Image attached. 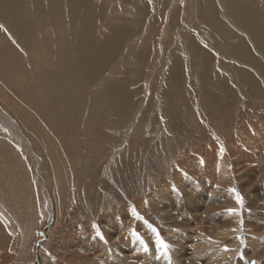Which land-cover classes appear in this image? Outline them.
Listing matches in <instances>:
<instances>
[{"label": "rangeland", "instance_id": "1", "mask_svg": "<svg viewBox=\"0 0 264 264\" xmlns=\"http://www.w3.org/2000/svg\"><path fill=\"white\" fill-rule=\"evenodd\" d=\"M68 1L70 17L52 27L51 37L26 50L18 44L17 56L0 50V264H78L72 249L81 260L101 255L102 264L108 251V264H123L132 258L128 221L138 236L155 229L164 237L160 218L169 213L184 221L174 232L187 235L174 262L224 264L198 258L194 246L200 228L210 225L198 221L204 203L222 192L218 205L232 189L242 214L225 264H264V0ZM76 24L77 34L89 29L90 44H98L85 54L95 67L101 56L110 58L104 69L85 74L88 83L72 97L65 95L68 80L82 63L71 34ZM6 34L4 41L16 45ZM105 44L114 46L103 53ZM41 86L60 89L51 91V103ZM16 132L30 140L40 169ZM220 171L231 176L218 191ZM183 210L191 222L182 220ZM93 230L104 234L99 239L109 234L107 243L96 246ZM116 245L124 246L110 252Z\"/></svg>", "mask_w": 264, "mask_h": 264}, {"label": "bare ground", "instance_id": "2", "mask_svg": "<svg viewBox=\"0 0 264 264\" xmlns=\"http://www.w3.org/2000/svg\"><path fill=\"white\" fill-rule=\"evenodd\" d=\"M83 9V8H82ZM81 9V10H82ZM80 10V11H81ZM99 10V9H98ZM83 11V10H82ZM97 11V10H96ZM69 12H70V7H69V1L68 0H0V24H1V20L5 23L4 25H2L3 27H0V41L2 42V46L0 45V50H1V53L3 56L6 57L7 54L13 56V55H18L17 52H18V48L21 46L23 49L25 48L28 49L31 47V44L35 42V40H37L38 38H47L48 36L51 37V29L52 27L54 26H58L59 27L61 26L62 27V24H61V20L62 18L64 19V21H67V18L70 17L69 15ZM79 13V12H78ZM84 13V11H83ZM90 13H92L90 11ZM32 15V19L28 18L30 17V15ZM71 14V13H70ZM91 15V14H90ZM84 14H82V12L79 13V17H83ZM98 17V16H96ZM98 19V18H97ZM94 20V19H93ZM70 21V19H68V22ZM56 22V23H55ZM79 25V24H78ZM76 24L75 26V29H74V32L71 33L73 36H74V40L77 47L82 50V52H80L82 57H81V62L79 64V68H80V72L79 74L77 75L75 70H78L77 68H74V74H75V77L74 78H70L68 80V83L69 84H72L70 86L69 89H67V92L65 93V95L69 92L72 97H73V94L76 95L77 93V88L81 87V84H84L86 85L85 83H83V80L87 77L85 74L89 73L88 71L90 72H94L96 70H99V69H104L105 68V65L108 61V59L110 58L109 57V54L107 53V55L104 57L101 56L100 58H102L100 60V63L98 65V68L95 67L94 65V61L91 60V59H88L90 58L88 55V58L87 56H85L86 52H89L90 51V48H92V51L95 49V47H97L98 44H90L91 43V39H92V35H91V30L89 29H86V31H84L83 34H81L80 32V35L77 34V26ZM85 28V27H84ZM91 28V27H90ZM93 28V26H92ZM94 29V28H93ZM6 31H8L9 33H7ZM94 31V30H93ZM118 31V30H117ZM7 34H6V33ZM63 33V32H62ZM4 34H6V36L8 37V35L11 34V37L12 38H15L16 39V45H14L12 43V41H4V37H2ZM95 34V33H94ZM66 35H68V33H66ZM91 35V38L90 40L89 37ZM63 36V35H61ZM10 38V37H8ZM78 38V39H77ZM95 38V37H94ZM79 39H82V41H79ZM11 40V39H10ZM18 42V43H17ZM84 43V44H83ZM20 46H19V45ZM62 44V43H61ZM104 44V43H102ZM100 45V44H99ZM18 46V48H17ZM107 46V47H105ZM104 48H106L104 52H106L107 50H109L110 48H113L114 45H107L105 44ZM57 47V46H56ZM70 47V46H68ZM73 47V46H72ZM71 47V48H72ZM76 48V46H75ZM73 48V49H75ZM83 48V49H81ZM32 49V48H31ZM101 49V48H100ZM33 50V49H32ZM64 50V48H63ZM68 50V49H67ZM70 50V49H69ZM72 50V49H71ZM79 50V51H80ZM31 51V50H30ZM97 51V50H96ZM101 51V50H100ZM58 52V51H57ZM71 52V51H70ZM75 52V51H74ZM73 52V53H74ZM19 53V52H18ZM26 53V52H25ZM76 53V52H75ZM91 53V52H89ZM96 53V52H95ZM94 53V55H95ZM101 53V52H100ZM65 54V53H64ZM63 54V55H64ZM97 54V53H96ZM115 54V53H114ZM93 55V56H94ZM29 56V54L27 55ZM72 56V55H71ZM70 56V57H71ZM99 56V55H98ZM8 57V56H7ZM61 57V55H60ZM75 57V56H74ZM10 58V57H9ZM59 58V57H58ZM67 58V57H65ZM76 58V57H75ZM80 58V57H79ZM99 58V59H100ZM2 59V58H0ZM12 59V58H11ZM95 60V58H92ZM15 60V58H14ZM21 60V59H20ZM46 60V59H45ZM64 60V59H62ZM74 60V59H73ZM78 60V58H77ZM6 61V60H5ZM96 61V60H95ZM11 62V61H10ZM60 63V61H58ZM65 62V60L63 61ZM71 62V61H70ZM14 63V62H13ZM23 63V61L21 62ZM26 64L27 67H29L28 63L24 62ZM23 63V64H24ZM69 63V62H67ZM72 63V62H71ZM9 64V63H8ZM61 64H62V61H61ZM15 65V64H14ZM34 65V64H33ZM58 65V64H57ZM64 65V64H63ZM67 65V64H66ZM69 65V64H68ZM31 67H33L32 65H30ZM70 66V65H69ZM75 66H77V63L75 64ZM97 66V65H96ZM11 68V67H10ZM15 68V67H14ZM57 69V66L54 67V69ZM61 68V66H60ZM59 68V69H60ZM72 68V67H71ZM58 69V71H56L57 73L60 72ZM62 69V68H61ZM10 70V69H9ZM68 70H71L70 68ZM67 70V71H68ZM8 71V70H6ZM35 71V70H34ZM34 71H31V75H34ZM64 71V70H63ZM66 71V70H65ZM64 71V72H65ZM72 71V70H71ZM70 71V72H71ZM20 72V71H18ZM39 72V71H38ZM17 73V71H16ZM23 73V72H21ZM61 73V72H60ZM72 73V72H71ZM99 73V72H98ZM37 74V71L35 73L34 76H36ZM59 74V73H58ZM73 74V75H74ZM100 74V73H99ZM28 75V74H27ZM61 75V74H59ZM72 75V76H73ZM41 77H43V79L45 78L44 76L45 75H38ZM38 76L36 78H38ZM64 76V74H63ZM71 76V75H70ZM28 77V76H27ZM49 77V76H48ZM62 77V76H61ZM59 76V79L61 78ZM35 78V77H34ZM33 78V79H34ZM38 78V79H40ZM47 78V76H46ZM64 78V77H63ZM32 79V78H31ZM37 79V81H38ZM42 79V78H41ZM52 79V78H51ZM57 79V78H56ZM91 79V78H90ZM22 80V79H21ZM24 80V79H23ZM35 80V79H34ZM57 80V81H58ZM43 81V80H42ZM88 81V80H87ZM96 81V80H95ZM36 82V80H35ZM41 81H39V84H40ZM37 83V82H36ZM44 83V82H43ZM55 83V82H54ZM57 83V82H56ZM95 83V82H94ZM98 83V82H97ZM27 84V83H26ZM45 84L46 81H45ZM61 87H63L62 84H65V82H63L62 84L58 83ZM36 85V84H35ZM48 85V84H47ZM46 85V86H47ZM52 85V83H51ZM50 85V86H51ZM55 86V84H53ZM89 85V84H88ZM93 84H91L92 86ZM96 85V84H94ZM93 85V86H94ZM52 86V87H54ZM58 86V85H56ZM45 86H41L40 88H44ZM51 87V89H53ZM56 91L59 92V90L56 89V87L54 88ZM76 92H75V90ZM19 90V89H18ZM16 91V90H15ZM14 90L12 93H16ZM21 91V90H20ZM33 91V90H32ZM41 91V90H39ZM53 90H50L49 88H44L42 90V93L43 95L45 96V98H47L48 101H50L49 103H51V94L54 92H51ZM55 91V92H56ZM91 91V90H90ZM54 92V93H55ZM73 92V93H72ZM75 92V93H74ZM93 93V92H92ZM18 97H21L18 93H16ZM41 94V93H40ZM58 94V93H57ZM15 95V94H14ZM54 95V94H53ZM42 96V95H41ZM62 97V93L60 95ZM94 96V95H93ZM28 97V96H27ZM53 98L55 96H52ZM59 97V96H58ZM39 98V96H38ZM52 98V99H53ZM65 96L62 98L64 99ZM95 98V97H94ZM30 99V98H29ZM35 99V98H33ZM57 99V98H55ZM54 99V100H55ZM26 102L27 100L24 99ZM7 101V100H6ZM33 101V100H32ZM36 101V100H35ZM39 100H37L38 102ZM57 101V100H55ZM89 103V102H88ZM34 104V103H33ZM38 106H40L41 104L37 103ZM47 105V104H46ZM43 106V107H46ZM35 106V105H33ZM41 106V107H42ZM48 106V105H47ZM58 106V104H57ZM34 108V107H33ZM39 108V107H38ZM48 108V107H47ZM88 108V107H87ZM35 109V108H34ZM40 109V108H39ZM124 108L121 107V111L123 110ZM33 110V109H32ZM37 110V109H36ZM40 114L41 112L39 110H37ZM37 112V113H38ZM44 112V111H43ZM36 113V112H35ZM36 113V114H37ZM39 114V115H40ZM62 114V112H61ZM22 115V114H21ZM41 116V119L44 120V117H43V114L40 115ZM46 121V120H45ZM18 138L23 141L24 144H26V147L28 145V147L30 148V152L31 153V156L34 158V160L36 161V165L39 167L40 169V158L37 157L36 154L33 153L32 149H31V142L29 139H27L21 132H16ZM48 157V156H47ZM210 157V156H209ZM213 159V158H212ZM210 161V160H209ZM215 164V163H214ZM224 168V167H223ZM225 169V168H224ZM75 171V170H74ZM219 172V171H218ZM221 172V171H220ZM228 172V171H227ZM224 171V175L221 173L220 176L218 174V177H217V182L220 184V187L217 189L218 191H220V189L223 188V185L224 184V181L225 182H229L228 180V177L227 176H231L230 173H227ZM205 173V172H204ZM217 176V175H216ZM89 178V177H88ZM228 180V181H226ZM215 182V181H214ZM39 183L40 185L44 188L45 190V187H44V183H43V179H42V176L40 174V180H39ZM216 184V183H215ZM218 184V185H219ZM228 185L231 187V184L228 183ZM217 188V186H216ZM215 188V189H216ZM229 188V187H228ZM88 189V188H87ZM92 189V188H91ZM226 189V188H225ZM216 191V190H215ZM214 191V192H215ZM46 192V191H45ZM177 192V191H176ZM165 193V192H164ZM222 192H217V193H214L211 198L209 199V203H204V204H207V208L205 209L204 213L202 214V217L200 220L198 221H204V222H207V224L209 223L210 225H208V227H204V228H200V237L202 235V239L199 240L197 238V240L199 241H196L198 243L195 244L194 248L197 249L196 251H199V255H198V258H203V260H216V261H224V264L226 261L229 260L230 258V253L232 250V247L231 246H235L237 243H238V240H237V235L235 234V230L238 229V224L240 223V214L241 213V204H240V201L237 199V195H236V192H233V194L231 192H229V199H225L222 203L216 205V200H223V196H221L219 198V195L221 194ZM235 193V194H234ZM165 195V194H163ZM166 197V196H165ZM170 195H167V199H170ZM173 201V199H171ZM170 201V200H169ZM168 201V202H169ZM166 202V201H165ZM171 202V201H170ZM49 214H50V219L49 220H52L53 217H54V212H53V207H52V201L49 199ZM138 203V202H137ZM157 204V203H156ZM252 204V203H251ZM139 208L141 211H143V205L139 202L138 204ZM195 207L197 206H193L194 210L197 211L199 208H196ZM168 208V207H167ZM123 209V208H122ZM179 209V208H178ZM234 210V211H228V210ZM254 210V211H251V212H257V213H261L262 211L261 208L259 209V207L255 208V209H252L250 207H246V210ZM227 210V211H226ZM186 210H183L181 211V214L183 215V217L186 216V213H185ZM188 211V210H187ZM164 212V211H163ZM119 213V212H118ZM117 213V214H118ZM124 213V212H123ZM190 214V213H189ZM116 215V214H115ZM136 215V214H135ZM152 215V214H151ZM169 213V214H164L161 216L160 218V223L162 225L160 226H163V228H165L167 231V234L168 235H164V237H159V239H162L164 241L165 244H167V242H169L168 240H170V243L168 244V248L167 250L165 251L162 247V245L159 243V239L157 238L155 240V235H157V230L154 231L155 232V235L153 234V231H149L150 235L146 238V237H141L140 235H135V230H134V226H135V223H134V220L132 221V219H130L128 221V224L127 226L129 227V231L131 230V234H130V237L128 236L126 238V247L130 250V253L132 256V258L128 259L126 262H122L123 260V256L119 254V256H117L118 258L121 259V262L123 264H179L178 262H174L173 261V257L178 254V253H181L182 251H185L184 248L178 246L177 244H179V242H183L184 243V240L187 239V235H183V234H178V233H175L174 231L175 230H183L182 229V224L184 221H177V220H173L172 218H174L175 216ZM264 215V214H263ZM134 216V215H133ZM191 216V215H190ZM227 216H233L231 221H226L227 220ZM250 216V215H249ZM252 216V215H251ZM151 217V216H150ZM188 215L185 217V219H182V220H188L191 222V220L189 218H187ZM197 216H195L196 218ZM254 217V216H252ZM152 218V217H151ZM243 218V217H242ZM153 219V218H152ZM152 221V220H151ZM154 221V220H153ZM152 221V222H153ZM221 221H226L225 224L226 225H220V224H217V222H221ZM139 222H142L143 223V228H147V227H151L150 223H148V221L146 222V220H141ZM139 222L136 221V223L138 224ZM156 222V221H155ZM158 222V221H157ZM201 223V222H200ZM199 223V224H200ZM141 224V223H140ZM248 224V223H247ZM134 225V226H133ZM139 225V224H138ZM142 226V225H141ZM155 226V225H154ZM153 226V227H154ZM159 226V225H158ZM248 227H250V225L248 224ZM157 228V227H156ZM161 228V227H160ZM97 228H95L96 230ZM189 229V228H188ZM146 230V229H145ZM153 230V229H152ZM159 230V229H158ZM164 230V229H163ZM199 230V229H198ZM94 231V230H93ZM110 232V231H109ZM162 232V231H160ZM159 232V233H160ZM164 232V231H163ZM165 232V233H166ZM94 235H95V238H96V242H95V245L96 246H99L101 245L102 243L103 244H106V239L109 238V234H105L106 236L104 238H101L99 239V237L95 234V231L93 232ZM105 233V232H104ZM143 233V231H142ZM148 233V232H147ZM238 234V233H237ZM146 235V233H145ZM104 236V234H103ZM101 237V236H100ZM158 237V236H157ZM239 237V236H238ZM150 238H152V243L150 240ZM170 238V239H169ZM173 238V240L171 239ZM263 237H259V239H262ZM168 239V240H167ZM59 240V239H58ZM122 240V239H121ZM60 241V240H59ZM103 241V242H101ZM123 241V240H122ZM262 241H264V239H262ZM68 244V243H67ZM119 244V243H118ZM153 244V245H152ZM225 245H227V247H224ZM230 245V246H229ZM69 246V245H68ZM120 246H124V245H119ZM181 246H183V244H181ZM119 247L116 245V246H113V249H109L110 252H117L118 250H121L119 249ZM228 248V249H227ZM231 248V249H230ZM63 249V248H62ZM124 249V248H122ZM180 249H182L180 251ZM235 249V248H234ZM71 252H73V255H72V262H78V264H102L100 262H98V260L100 258H98V256H101V255H95V257H89V256H85L86 258L84 260H81L82 259V255L81 253H78V250L76 249H72V250H69ZM155 251V252H154ZM79 254H77V253ZM99 252V251H97ZM75 253V254H74ZM161 253V254H160ZM101 254V251L100 253ZM160 254V255H159ZM104 256V258L107 259H113V257L110 256V253H108V251L105 253V254H102ZM113 255V254H112ZM197 258V259H198ZM112 259L110 261H112ZM103 260V259H102ZM109 260L106 262V264H108ZM138 261V262H137ZM178 261V260H176ZM198 263V262H197ZM191 264V263H190ZM207 264V263H206Z\"/></svg>", "mask_w": 264, "mask_h": 264}, {"label": "snow or ice", "instance_id": "3", "mask_svg": "<svg viewBox=\"0 0 264 264\" xmlns=\"http://www.w3.org/2000/svg\"><path fill=\"white\" fill-rule=\"evenodd\" d=\"M0 27H3V26L0 25ZM221 151H223V149H221ZM232 191L235 192V189H232ZM237 199H238V200H241V202H242V198L239 197V194H238V193H237ZM133 211H135V210H133ZM229 211H234V210H231V209H230ZM136 215H137L138 218L142 219V217H139V214H138V213H136ZM153 230L155 231V229H153ZM134 234H135V235H138V234H136V233H134ZM97 235L102 237L103 234H102V232H99V231H98V232H97ZM157 236H158V239H159V233H157ZM159 243L162 245L163 249L166 251L167 248H168V245L165 244L164 241H163L162 239H159Z\"/></svg>", "mask_w": 264, "mask_h": 264}]
</instances>
